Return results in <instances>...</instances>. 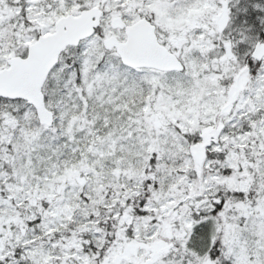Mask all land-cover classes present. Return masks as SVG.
I'll list each match as a JSON object with an SVG mask.
<instances>
[{
  "label": "snow or ice",
  "instance_id": "6c2138e0",
  "mask_svg": "<svg viewBox=\"0 0 264 264\" xmlns=\"http://www.w3.org/2000/svg\"><path fill=\"white\" fill-rule=\"evenodd\" d=\"M0 264H264V0H0Z\"/></svg>",
  "mask_w": 264,
  "mask_h": 264
}]
</instances>
